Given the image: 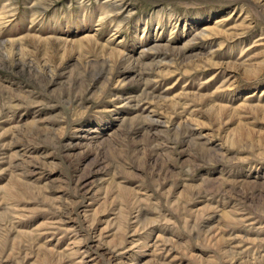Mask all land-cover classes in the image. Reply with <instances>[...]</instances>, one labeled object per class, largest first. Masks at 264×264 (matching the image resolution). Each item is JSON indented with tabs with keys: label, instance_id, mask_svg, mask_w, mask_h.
Instances as JSON below:
<instances>
[{
	"label": "rangeland",
	"instance_id": "obj_1",
	"mask_svg": "<svg viewBox=\"0 0 264 264\" xmlns=\"http://www.w3.org/2000/svg\"><path fill=\"white\" fill-rule=\"evenodd\" d=\"M0 264H264V0H0Z\"/></svg>",
	"mask_w": 264,
	"mask_h": 264
}]
</instances>
